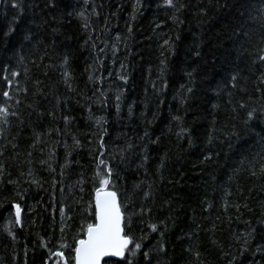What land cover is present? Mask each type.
Returning a JSON list of instances; mask_svg holds the SVG:
<instances>
[{"label":"trees","instance_id":"16d2710c","mask_svg":"<svg viewBox=\"0 0 264 264\" xmlns=\"http://www.w3.org/2000/svg\"><path fill=\"white\" fill-rule=\"evenodd\" d=\"M13 2L19 3L21 8L13 9ZM178 2L184 5L179 12L166 8L163 0H140L137 11L133 9L136 0H89L88 5H84L83 0H60L57 10L49 13L46 9L42 12L43 0H0V77L6 74L3 69L7 64L21 72L17 80L29 89L25 95L17 93L13 87V99L7 101V106L19 113V119L9 116L7 125L0 122L3 132L0 150L4 153L0 160L5 165L4 175L0 177V264H43L49 253L40 247L41 238L51 240L48 247L54 249L61 235V217L53 210L54 203L59 205L63 201L73 209L69 213L72 219L67 221L70 225L68 240L79 230L80 206L74 200L81 195L85 201L89 199L94 168L89 154L94 145L88 141L93 139L90 133L96 129L88 119L89 105L93 116H105L108 120L109 151H117L128 143L133 145L125 153L124 163H120L119 157L114 162L122 177L120 185L129 190L141 181L145 190L148 184L153 186V218L167 220L169 226L167 255L158 257L162 264H229L233 257V264H264V248L257 250L258 244L264 245V181L249 178L243 168L237 171L241 158L258 150L257 141L264 136V95L255 91L248 70V53L255 51L254 43L259 41L262 31L249 16H257L261 3L249 0L245 10L240 7L241 0ZM93 6L98 15H91ZM81 10L90 17L92 27L88 31L82 28L81 19L67 15ZM34 13L36 24L40 23L41 16L49 23L39 29L28 23ZM240 23L254 33L253 43L240 35ZM10 26L14 31L5 38L3 32ZM26 28H31L35 39L22 40L23 35L28 34ZM53 28L58 32L54 34ZM89 33L97 43L96 51L90 44L82 47ZM40 39L44 40V45L37 47L36 41ZM165 40L169 45H164ZM103 41H107V47L104 53H99L98 49L105 47ZM53 42L55 47H52ZM65 54L69 56L68 70L73 76L71 91L63 83V69L59 67ZM20 55L25 57L23 64L18 62ZM96 58L103 60V68L95 75L113 73L103 84L89 82V73L85 71ZM33 60L40 66L34 65ZM161 60H165L166 66ZM121 63L126 66L124 69ZM25 67L29 69L27 80L23 75ZM117 73L126 74L128 82L117 79ZM236 74L240 79L233 88L231 76ZM37 79L42 82L40 88L44 95H33ZM6 87L0 79V105L5 103L2 91ZM96 88L106 91L108 108L100 107L99 93L94 95ZM118 91L123 93L119 113L115 108ZM57 97L66 100L67 106L56 107ZM17 98L22 101L19 105L15 103ZM241 103L247 107L241 109ZM29 104L33 107H27ZM253 108L257 110V120L245 130L243 120ZM50 111L55 112L56 119L47 115ZM62 115L72 118L66 130L60 119ZM20 120L24 121L23 125ZM233 126L241 133L239 138L229 135ZM55 128L67 134L57 135L52 131L36 142L37 133ZM73 135L79 137L84 147L73 151ZM210 135L214 137L211 143ZM157 138V143L149 142ZM13 144L17 147L13 148ZM144 145H147L149 159L143 167L137 168ZM29 152L32 153L30 158ZM49 152L55 153L49 160L55 173L40 163L48 160ZM66 152L72 153L67 157L71 163L61 178L60 165L65 163ZM209 155L212 159L206 161L204 158ZM161 158L165 159V167L158 172ZM81 173L88 181L83 185L84 193L76 187L70 194L69 187L80 179ZM33 179L39 183H31ZM61 179L62 185L52 186L53 180ZM61 187L65 189L63 193ZM225 200L240 205V211L230 207L225 213ZM11 203L21 205L23 227L14 223ZM244 204L248 208H244ZM196 224L201 226L198 235L193 233ZM213 224L215 230L209 231ZM248 232H252L253 237L247 252H243L245 246L235 237ZM186 234H192V239ZM153 236L155 238L150 237L145 242L149 247L159 239L158 233ZM189 247L192 252L185 251Z\"/></svg>","mask_w":264,"mask_h":264},{"label":"snow or ice","instance_id":"6c2138e0","mask_svg":"<svg viewBox=\"0 0 264 264\" xmlns=\"http://www.w3.org/2000/svg\"><path fill=\"white\" fill-rule=\"evenodd\" d=\"M60 0H43V9L48 10L49 13H54L59 7ZM164 6L166 8L174 9L176 12H179L184 5L179 3L178 0H163ZM261 7L257 10V16L249 18L254 22L258 23L260 29V39L258 42L254 43L255 51L248 53L250 57V62L248 65V70L251 73L252 83L255 86V91L264 95V88L261 85H264V0H260ZM84 5L89 4V0H83ZM140 6V0H136V3L133 5L134 11H137ZM13 9L21 8L19 3L13 2L11 4ZM240 7L242 9H247L249 7V0H241ZM68 16L75 15L79 19L83 21L82 28L85 31H88L92 25L89 23L90 17L85 14L84 10L79 12H68ZM91 15H98L96 12L95 6H93V10ZM244 13H241L243 16ZM33 19L28 21V23L35 24L36 28H42L44 25L48 24L49 21L41 16L40 23L36 24L35 22V13L33 14ZM135 19V17H132ZM55 19V17H53ZM240 27V35L247 38L248 43H253V32H249L246 30V25L244 23H240L238 25ZM14 31L13 27H9L7 31L3 32V36L6 38L10 36ZM53 33H57L58 29L53 28ZM132 29L129 27V33H131ZM26 32L28 34L23 35V41H31L35 39V33H32L31 28H26ZM99 39V37H97ZM117 41L120 39L119 36L116 37ZM4 43L7 44V40H4ZM105 47L99 48V53H104L105 48L107 47V41H103ZM96 51L97 43L93 38L92 34L89 33L87 39L84 41L83 46H88ZM37 47H41L44 45V40L40 39L36 41ZM164 45H169V41L165 40ZM21 48H23V43H21ZM52 47H55V42H53ZM113 54H115L116 48L115 45L112 46ZM247 51V50H245ZM45 55L47 53L45 52ZM50 59V57H49ZM25 57L19 56V63L23 64ZM40 60H43V56L40 57ZM34 65L39 67L35 60L31 61ZM161 64L166 66L165 60H161ZM99 66V67H98ZM46 67H53L52 65H47ZM62 71V79L63 83L69 88V90H73L71 87V80L73 78L72 73L68 70L70 67L69 56L65 54L63 56L62 62L59 65ZM121 69H124L126 66L121 63ZM103 68V60L96 58L93 63L88 65L85 69L86 72L89 73L88 81L94 84H103V82L112 77L113 73L108 71L107 76L104 75H95V73ZM4 73H6L3 77H0L5 84L6 89L2 91V96L4 98L5 103L0 105V122H3L5 125L9 123V116L16 117L19 119V113L17 111L11 110L7 106V101L13 99V95L11 90L15 86V90L17 93H24L25 95L28 93L29 89L26 85H20L17 80L18 77L21 76V72L17 70H13L9 65H4ZM164 69H161L163 72ZM29 73V69L27 67L24 68L23 75L27 80ZM44 75L47 76V71L44 72ZM116 78L123 81L125 84L128 82V76L124 73L115 74ZM239 75L231 76V84L232 87L235 88L239 82ZM36 85V91L33 95H44L42 89L40 88L41 81L39 79L34 81ZM247 83V79H246ZM111 87V86H110ZM191 91V89H189ZM241 91H247V88H241ZM99 93V97H97L99 101V105L101 108H108L109 105L107 103L109 97L106 91L103 88H96L94 90L95 93ZM231 95V94H230ZM103 97V99H100ZM123 98L122 92H117L115 96V108L117 113L121 110L120 102ZM91 99V98H89ZM21 99L17 98L15 103L19 105L21 103ZM67 106V101H61L59 97L56 98V107H60L61 105ZM27 107L32 108L31 104L27 105ZM241 109L246 108L247 105L241 103L239 105ZM35 110V109H33ZM89 112L88 119L93 121V126L96 131L91 132L90 135L93 139H89L88 143L90 145H94L89 150V154L92 158V163L94 165L92 176L90 178V182L92 184V190L89 193V199L85 201L83 195L80 196L78 200H74V203L80 206L79 217L81 219V224L79 230L72 235L71 240H68V231L67 229L70 225L67 221L71 220L72 217L69 215L73 211L70 205L64 204L63 201L60 202L59 205L53 204V210L58 211L61 217V227H60V239L57 242V245L53 248H49L48 245L51 243V240L45 241L43 238L40 240V247L48 250L47 259L43 260V264H153V260L156 259V264H162L161 260L158 259L160 256H166V233L169 230V226L167 220H160L153 218L154 212V192L152 184L147 185V190L144 189V181L140 183L133 184L131 189L129 190L126 186H121L119 181L122 178L117 167L114 166V162L119 157L120 163H124L127 159L125 153L133 147L131 143H128L126 147L119 148L117 151H109V143L106 137H109L108 128L106 127L108 120L105 116L95 117L92 114V108L89 105L87 108ZM235 112L236 109L233 108ZM132 114V108L129 106V116ZM264 114V111H262ZM44 115V113H41ZM47 115L56 119L55 112L50 111L47 112ZM63 120L65 130L69 127L72 122V118L68 115H62L60 117ZM175 120H180V117H173ZM257 120V110L255 108L251 109L246 113V117L243 120V124L245 126V130H248L252 126V122ZM21 125H23L24 121L20 120ZM65 130H61L60 128L50 129L47 133H37L35 135L36 142H40V138L42 135H50L52 131H55L57 135H65L67 134ZM183 131V130H182ZM0 135H3L2 130H0ZM180 134L178 133V136ZM230 136H234L239 138L241 133L235 130V126H233V131L229 134ZM145 137L148 136V133L145 132ZM15 139V138H14ZM141 140L144 137L140 138ZM214 137L210 135L209 143L212 142ZM150 143H157V140H150ZM59 143V141H57ZM65 148L68 147L67 143H65ZM258 150L254 151V153L250 156H243L240 160V166L237 168L239 171L243 168L247 173L249 178H254L258 180L264 181V136L257 141ZM13 148H16L17 145L13 144ZM35 147V144H33ZM84 145L81 143L79 137L76 135L72 136V148L73 151L76 149L82 148ZM3 151L0 150V157L3 156ZM71 152H66L65 155V163L60 165V173L61 178L64 177L66 169L69 167L71 161L67 159L70 156ZM32 155L31 152L28 153V157L30 158ZM55 155L54 152H49L48 160H41V164H45L48 167L50 172L55 173V169L49 163V160ZM141 163L137 165V168H141L148 161V151L147 145L143 146L141 153ZM206 161L212 159V157L205 156ZM31 163V160L28 161ZM247 162V163H245ZM78 163V161H77ZM165 167V159L161 158V162L158 165L157 171ZM5 165L2 160H0V177L4 175ZM23 175V173H21ZM29 176L32 175L31 169H29ZM161 179L163 177L161 176ZM88 182L84 177V174L81 173V177L79 180L75 182L74 185L70 186L68 191L71 194L72 189L79 187L80 193H84L85 188L83 185ZM9 183H14L13 181H9ZM33 184H38L39 182L33 179L31 181ZM57 183L63 184V180L61 179L59 182L53 180L52 186L55 187ZM264 187V185H262ZM61 193L65 191L64 187H61ZM17 195H20L17 193ZM227 195H231V193H227ZM23 199V196H20ZM55 197H53V200ZM152 202L151 204L149 202ZM211 207V205H209ZM235 207L236 211H240V205L230 204L227 200L224 203V211L227 213L228 208ZM244 208H248L247 204L243 205ZM11 209L14 210L15 221L14 223L18 226L23 227V219H22V207L19 203H11ZM171 219V217H168ZM219 219V217H218ZM240 220V217H237V221ZM229 223H231V218H229ZM201 230V226L196 224L193 229V233L198 235V232ZM215 230V224L212 225V228L209 231ZM159 234V239L156 240L155 245L151 247L148 246L145 242L151 238H155L153 234ZM9 235H12L9 232ZM188 239H192V234H186ZM253 237L252 232L241 233L235 237L236 241L242 243L245 247L243 248V252H247V245L251 242ZM215 243V241H213ZM264 248V245H257V250ZM147 249V250H145ZM187 252H192V248L189 247L185 249ZM243 252L241 254H243ZM67 253V254H66ZM196 257L198 258L200 253L199 251L195 252ZM235 260V257H233ZM233 260L229 261V264H233Z\"/></svg>","mask_w":264,"mask_h":264}]
</instances>
